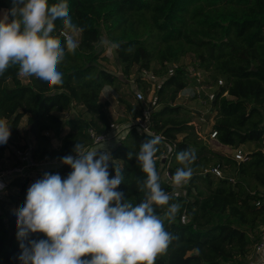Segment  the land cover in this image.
I'll list each match as a JSON object with an SVG mask.
<instances>
[{
    "label": "trees",
    "instance_id": "16d2710c",
    "mask_svg": "<svg viewBox=\"0 0 264 264\" xmlns=\"http://www.w3.org/2000/svg\"><path fill=\"white\" fill-rule=\"evenodd\" d=\"M59 2L49 0V5ZM67 4L73 24L83 31L75 54H67L59 66L63 84L50 91L46 82L35 77L25 83L18 66L0 75V118L11 126L9 145H0V172L20 163L15 151L20 148L31 149L38 161L47 158L54 162L39 170L37 180L44 173L67 178L72 169L62 164L61 158L74 154L77 141L91 146V129L99 134L110 132L116 121L128 124L143 115V102L122 98L126 114L115 121L109 101L102 100L107 86L118 88L122 81L101 65L107 58L99 44L106 38L118 45L115 53L123 76L136 73V81L147 85L140 76L144 70L154 71L158 77L166 75L157 88L151 114L152 129L163 137L156 169L162 189L173 194L171 202L182 207L175 223L165 221L166 230L178 239L166 255L157 257L156 264H248L264 227V151L249 153L245 162L214 151L191 124L195 111H186L175 102L190 83L187 66L180 64L187 45L185 53L195 54V68L209 74L213 84H219V77L224 79L211 104V111L216 112V140L234 149L249 142L260 148L264 142V0H67ZM11 7L12 0H0V18L4 15L1 10ZM55 24L52 35L64 44L63 22ZM152 38L164 45L156 55ZM154 61L160 68L152 70ZM172 63L179 67L171 72ZM79 107L78 115H73ZM24 118L30 142L17 147L14 142L21 137L19 126ZM151 137L128 128L110 152V178L115 175L113 165L123 168L124 181L118 191L134 205L144 199L137 180L146 178L135 154ZM54 140L59 141L58 146ZM7 148L16 159L8 167L3 164ZM189 149L197 155L195 171L179 193L163 180L161 157L171 150L174 175L181 167L177 154ZM129 152L134 154L131 160ZM214 166L231 171L234 180L206 172ZM28 186V176H12L7 187L10 193L0 199V264H20L14 210L24 205ZM156 211L163 216L162 209ZM44 238L42 233L30 236Z\"/></svg>",
    "mask_w": 264,
    "mask_h": 264
},
{
    "label": "clouds",
    "instance_id": "9594fccd",
    "mask_svg": "<svg viewBox=\"0 0 264 264\" xmlns=\"http://www.w3.org/2000/svg\"><path fill=\"white\" fill-rule=\"evenodd\" d=\"M11 17V20H9ZM63 22L65 42L52 35L55 22ZM67 0L49 5V0H12L0 18V75L18 66V74L47 83L50 91L63 84L59 66L79 47ZM115 47H118L116 45ZM11 126L0 118V145L7 144ZM163 137L153 134L141 143L135 158L145 179L137 180L144 199L138 204L118 191L123 168L114 166L105 141L99 147L76 142L61 163L72 171L67 178L44 173L27 190L24 205L14 210L20 264H156L178 238L165 228L175 223L182 205L161 187L156 169ZM134 154L128 153L131 160ZM178 167L171 177L174 191L185 187L194 175V150L177 154ZM3 185H0L2 188ZM163 210V216L157 214ZM42 233L44 239H30ZM258 264H264V256Z\"/></svg>",
    "mask_w": 264,
    "mask_h": 264
},
{
    "label": "rangeland",
    "instance_id": "374dc122",
    "mask_svg": "<svg viewBox=\"0 0 264 264\" xmlns=\"http://www.w3.org/2000/svg\"><path fill=\"white\" fill-rule=\"evenodd\" d=\"M6 11H7V9L4 10V13ZM9 20H11L10 17H9ZM81 37H82L81 32H78L77 34H75L74 38L78 41V44L81 43ZM150 44H151V46L156 45L154 55L157 54L159 49L164 48V45L162 44V41L160 39L152 38ZM99 46L101 47L102 50H104L103 56H105L107 58L106 61H101V65L104 68H106L107 70L118 75L120 80H122L120 87L116 88V87L107 86L102 93V100L109 101L111 115L114 118V120L116 121L120 118H124V116L126 114L125 113V106L120 102V100L122 98H125V100H128L132 103L137 102L135 100V88L130 83V81H132L135 78L134 76H136V73H133L131 75V77H129V78L123 76L121 66L118 64V61H117V55L115 53V45L110 44L106 38L103 39V41L99 44ZM187 48H188V46L185 45L184 54L181 56L180 64H183L185 66H190L194 63L195 54L193 52H190V51H187L185 53ZM158 67L159 66L155 61L151 64L152 70H154ZM170 67H172V66L170 65ZM202 76H203L204 89L201 90L200 98L187 101V100H185V91H182L179 94L175 104L176 105H182V106L186 107L187 108L186 111H188V110L193 111L194 110V111H197L198 113H201V114H209L210 113L211 114L210 118L206 121L203 120V118L201 116H199L198 114H196V116H192L191 124H193L196 127V130H197L200 138H202L210 146L211 149H213L214 151L220 152L221 154H224L226 156L234 157L236 149H234L232 147L224 146V145L221 146V145H219L220 143L218 141L216 142V139L214 140L211 138V133L213 131V126L215 124V117H216V112L211 111V104L214 100L215 93H216L217 89L219 88L218 87L219 84H213L212 83V77L209 74L207 75L203 71H202ZM165 77H166V75L164 77H158L154 74V71H153V72H151V74L148 77H146L147 78V82H146L147 85H145V84L140 85L139 84V90L143 92L144 98H145V101H144L145 104L144 105H146L150 108L153 107L152 105H153V102L156 99V95H157L156 94L157 88H158V86H160V84L165 79ZM29 78L30 77H23L22 76V79L25 83L29 82ZM219 78L224 81V79L222 77H219ZM145 86L146 87L149 86V88L145 89ZM80 110H81L80 107L78 109L76 108L73 111V115H78ZM116 124H120V123L116 121L115 125ZM19 130L21 133V137H20L19 141L14 142L15 146H17V147L18 146L21 147L26 142H30L29 137L26 134V130H27L26 120H23L21 122V124L19 126ZM53 144H54V146H57V142H55V140L53 141ZM7 145H9V140L7 142ZM257 145L258 144L256 142H249V143L241 146L240 149H242L246 153H251V152L256 151L258 149H262L264 151V142L262 143L260 148L257 147ZM223 146L226 148H224ZM18 149H20V148H15V151ZM5 155H7L8 160H10L11 162L16 161L15 155L12 154L10 148H7ZM38 174H39V170H35V169L30 170L26 174V176L29 177L28 188L30 187V185L32 183H34L37 180ZM224 174L227 177H233V173L231 171L224 172ZM178 191H179V193H183L184 187L179 189ZM8 193H10V191L7 189V194Z\"/></svg>",
    "mask_w": 264,
    "mask_h": 264
},
{
    "label": "built area",
    "instance_id": "2783aa9c",
    "mask_svg": "<svg viewBox=\"0 0 264 264\" xmlns=\"http://www.w3.org/2000/svg\"><path fill=\"white\" fill-rule=\"evenodd\" d=\"M63 36L65 37L64 32H62ZM66 38V37H65ZM170 65L172 67H170ZM179 65L177 64H169L170 71L172 72L176 68H178ZM187 74L188 78L190 80L189 85L182 91H185V100H192V99H197L200 98L201 96V90L204 89L203 86V76H202V71L195 68L193 65L187 66ZM152 71L150 70H144L142 74L140 75L142 79H144L145 82H147V78ZM135 78L130 81L132 86L135 88V100L137 102H143L145 101L144 94L142 91L139 90V83L136 81L137 76H134ZM193 83V84H192ZM219 85H223V80L219 81ZM149 88V87H148ZM181 91V92H182ZM227 95V94H226ZM145 104V103H144ZM152 108L144 105L143 109V115L135 120L130 121L128 124H116L110 132H105V133H97L95 130L91 129L90 130V135L92 138V144L89 147H99L100 144L105 141V143H108L112 141L113 139H117L119 144L120 140L123 138V134L126 129L134 127L136 128L140 133L148 134V135H153L157 134L154 129H152L151 125V114H152ZM199 114L204 119L205 114L198 113L197 111L194 112L196 115ZM70 116L69 113H66L64 115L65 118H68ZM206 121V120H205ZM211 138L216 139L217 138V132L212 131L211 133ZM16 156L19 160V164L16 165L14 168L10 169H5L0 172V185H3L2 188H0V199L4 198L7 195V187L9 184V178L15 175L19 176H26V174L30 170H43L46 166L53 164L54 162H50L47 158L41 161H38L33 158L32 150L31 149H26V150H16ZM171 150H168L161 158L164 161V167H163V172H162V178L163 180L168 183H171V177L173 176L171 170H170V159H171ZM234 157L237 161L239 162H245L249 160V153L244 152L242 149L238 148L235 150ZM206 172H210L213 175H215L218 178L225 179L227 178L226 175L224 174V171L220 168V166H214L211 167L210 169L206 170ZM231 181L234 179L232 177H229ZM258 206L261 205V202L257 203ZM254 255L258 256L259 258L261 256H264V227L261 229V240L260 242L255 246L254 248ZM258 259L251 258L248 262V264H258Z\"/></svg>",
    "mask_w": 264,
    "mask_h": 264
},
{
    "label": "crops",
    "instance_id": "0c3cea01",
    "mask_svg": "<svg viewBox=\"0 0 264 264\" xmlns=\"http://www.w3.org/2000/svg\"><path fill=\"white\" fill-rule=\"evenodd\" d=\"M5 9H2L1 11H4ZM182 98V97H181ZM72 114V113H71ZM24 120H26V118H24ZM55 142H57V146L59 145V142L57 141V140H55ZM216 142H217V140H216ZM117 143H118V141H117V139H113L112 141H110V142H108V143H105L106 144V149L109 151V152H111L116 146H117ZM219 145H221L222 146V144H219ZM224 147V146H223ZM224 148H226V147H224ZM228 149V148H227ZM13 162H11L10 160H8V158H7V155H5V158H4V160H3V164L5 165V166H9L10 164H12ZM14 167H16V166H14ZM14 167H8V168H6V169H10V168H14ZM9 180H10V178H9ZM179 192V191H178ZM251 258H255V259H258L259 257L258 256H256V255H254V252H253V254H252V256L250 257V259Z\"/></svg>",
    "mask_w": 264,
    "mask_h": 264
},
{
    "label": "water",
    "instance_id": "95a60500",
    "mask_svg": "<svg viewBox=\"0 0 264 264\" xmlns=\"http://www.w3.org/2000/svg\"><path fill=\"white\" fill-rule=\"evenodd\" d=\"M210 115H211L210 113H209V114H205V115H204L205 120H208V119L210 118ZM163 162H164V161H163Z\"/></svg>",
    "mask_w": 264,
    "mask_h": 264
}]
</instances>
